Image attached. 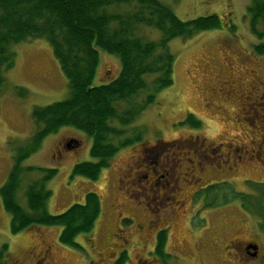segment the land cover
<instances>
[{
    "label": "rangeland",
    "instance_id": "obj_1",
    "mask_svg": "<svg viewBox=\"0 0 264 264\" xmlns=\"http://www.w3.org/2000/svg\"><path fill=\"white\" fill-rule=\"evenodd\" d=\"M160 1L183 21L217 15L221 27L169 42L175 56L173 84L128 126L144 127L143 140L121 148L97 180L71 178L76 163L93 160L90 139L71 127L48 135L22 162L23 167L57 170L46 183L50 214L84 203L87 192L98 194L101 213L93 229L76 238V249L58 242V227L31 226L12 234L10 216L0 200V248L7 245L8 264H33L44 249L49 251L50 264H112L121 249H127V264H136L137 258L153 260L150 241L156 228H167L168 264H264V210L257 212L253 196L245 209L239 199H232L264 194V130H259L264 100H258L264 95V53L254 51L259 42L245 18L251 0ZM155 32L140 33L155 39L159 37ZM13 51L14 66L5 72L0 91V186L13 166L12 148L32 134V109L68 94L46 40L22 42ZM119 68L115 56L99 52L93 83L115 78ZM17 88L26 90V96H17ZM188 114L199 121L198 128L186 122ZM206 147L213 148L204 151L208 156L201 152ZM147 151L150 157L139 159ZM157 153L165 170L161 174L170 185L166 190L173 196L158 208L149 197L151 189L139 186L148 185L145 166H151ZM40 176L36 172L24 176L19 203L24 204L26 183ZM211 185L209 193L206 188ZM151 208H161L159 219ZM248 241L258 247L249 250L252 255L242 250Z\"/></svg>",
    "mask_w": 264,
    "mask_h": 264
},
{
    "label": "trees",
    "instance_id": "obj_2",
    "mask_svg": "<svg viewBox=\"0 0 264 264\" xmlns=\"http://www.w3.org/2000/svg\"><path fill=\"white\" fill-rule=\"evenodd\" d=\"M245 18L259 42L254 51L263 54L264 0H251ZM220 27L217 15L183 21L160 0H0V91L5 85V72L14 66L13 46L33 39H44L49 44L68 89L64 99L32 109V134L24 144L12 148L13 166L0 186V200L10 216V232L16 234L31 226L58 227V242L79 248L76 238L89 233L101 213L98 194L87 192L84 203L72 204L52 215L47 210L51 192L46 183L57 170L23 167L22 162L48 135L71 127L90 139L89 155L93 159L76 163L71 178L97 180L121 148L143 140L144 127L128 126L156 101L160 91L173 84L175 56L169 42ZM142 29L156 31L159 37L147 39L140 33ZM99 52L115 56L120 68L115 78L95 85ZM15 91L22 98L27 94L22 88ZM187 116L186 122L192 128L200 126L192 114ZM34 172L41 176L26 183L21 204L17 193L22 190L23 178ZM213 188L211 185L206 191L210 193ZM239 195L243 196L232 199H239L244 209L253 196L257 212L264 210L262 191L259 195ZM166 240L167 230L158 235L155 248L163 264L171 258L164 251ZM6 254L4 244L0 264H8Z\"/></svg>",
    "mask_w": 264,
    "mask_h": 264
},
{
    "label": "flooded vegetation",
    "instance_id": "obj_3",
    "mask_svg": "<svg viewBox=\"0 0 264 264\" xmlns=\"http://www.w3.org/2000/svg\"><path fill=\"white\" fill-rule=\"evenodd\" d=\"M253 96H254V98L255 97L257 98L255 93L253 94ZM261 98H262V100H264V95L262 96L260 94V96H258V100H260ZM259 130L260 131L264 130V120H263L262 126L261 127L259 126ZM69 141L72 144L76 143V141L73 139L69 140ZM70 146L74 147L75 145H70ZM211 149H213V148L206 147L203 150H201V152L204 154V156H208V154L204 151L205 150L210 151ZM149 152L150 151L143 153V155L140 156L139 159L149 158L150 157ZM158 154L159 153H157V155H155V160L152 162L151 166L150 165L145 166L146 167L145 168V177H148L147 178L148 179V185H146V186L144 184L139 185L141 187V189H146V190H148V188L151 189L152 193L149 195V197L152 198L154 200V202L157 204L156 208H158V205L162 206L164 200L169 199L171 197L173 198V196L170 195L169 190H166V188H168V189L170 188V185H169L167 180H164V175L161 174V172H165V170L163 168H161V166L158 162ZM158 173L160 174L159 176H157ZM161 180H164V181H161ZM163 205H166V204H163ZM144 210L148 211V209H144ZM149 210L153 213H156L158 219L160 218V213L162 212L161 208L158 210L151 208ZM163 212H165V211H163ZM176 215L177 214H175V217H176ZM150 222L153 223L154 221H150ZM152 230H154V231H153V236L151 238L150 243L153 247L154 254H155V248L157 245V237L161 232L166 231L167 228H156V229H152ZM250 249L253 251H256L258 249V247L253 242L248 241L244 244L242 250H245L247 252V254H250V252H249ZM126 250L127 249L118 250L116 253V258L113 260L112 264H127L129 261V257H128ZM153 250H152V252H153ZM152 252H151V255L153 257V260H149V259L144 260L143 258H137L136 264H163L161 259L159 257H156L155 256L156 254L153 255ZM149 253L150 252H147V255ZM250 255H252V254H250ZM123 256H125L124 260H123ZM49 257L50 256H49L48 249H44L43 253L40 254L35 259L33 264H50L49 263Z\"/></svg>",
    "mask_w": 264,
    "mask_h": 264
},
{
    "label": "bare ground",
    "instance_id": "obj_4",
    "mask_svg": "<svg viewBox=\"0 0 264 264\" xmlns=\"http://www.w3.org/2000/svg\"><path fill=\"white\" fill-rule=\"evenodd\" d=\"M143 12V11H142ZM138 24V23H137ZM130 39V38H129Z\"/></svg>",
    "mask_w": 264,
    "mask_h": 264
}]
</instances>
